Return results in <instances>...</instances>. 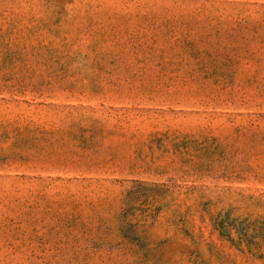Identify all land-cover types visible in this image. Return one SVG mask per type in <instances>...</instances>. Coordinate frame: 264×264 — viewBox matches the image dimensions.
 <instances>
[{
  "label": "rangeland",
  "instance_id": "rangeland-1",
  "mask_svg": "<svg viewBox=\"0 0 264 264\" xmlns=\"http://www.w3.org/2000/svg\"><path fill=\"white\" fill-rule=\"evenodd\" d=\"M0 264H264V0H0Z\"/></svg>",
  "mask_w": 264,
  "mask_h": 264
}]
</instances>
